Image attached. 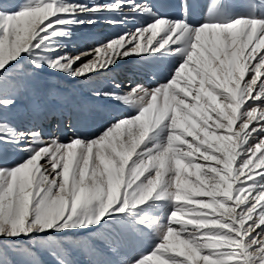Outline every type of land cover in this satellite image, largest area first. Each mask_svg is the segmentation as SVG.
<instances>
[{
  "label": "snow or ice",
  "instance_id": "6c2138e0",
  "mask_svg": "<svg viewBox=\"0 0 264 264\" xmlns=\"http://www.w3.org/2000/svg\"><path fill=\"white\" fill-rule=\"evenodd\" d=\"M101 18L125 29L104 58L71 54ZM134 58L153 80L125 91ZM50 77L111 106L98 134L39 126ZM41 253L264 264V0H0V264Z\"/></svg>",
  "mask_w": 264,
  "mask_h": 264
},
{
  "label": "rangeland",
  "instance_id": "374dc122",
  "mask_svg": "<svg viewBox=\"0 0 264 264\" xmlns=\"http://www.w3.org/2000/svg\"><path fill=\"white\" fill-rule=\"evenodd\" d=\"M155 2L163 4L167 3L168 0H155ZM129 27L131 26L129 25ZM123 30L125 29L109 25L105 18H101V22L95 26H81L76 32L74 38L75 47L71 49V54L88 52L89 49L101 47L102 44L107 42L108 38ZM158 38L159 36H157ZM95 55L96 53L87 56L85 58L86 61L91 60ZM104 55L105 50L101 47L100 59H103ZM145 68L146 65L143 62L138 63L137 59L134 58L121 62L119 67L113 66L111 76L117 80H123L125 91H130L131 87H136L138 84L147 87L148 81L153 80V77L145 72ZM105 75L101 73L100 81L103 82L105 80ZM49 80L55 87L56 96L54 98L47 97L43 102L53 106L56 109V115L48 120L39 121V126L45 131L55 133L63 140L70 138L74 133H80L88 137L98 134L105 126L111 106L99 105L89 99L91 93L87 89H82L71 78L57 81L55 77H50ZM258 115L259 109L257 111ZM72 124H75V127H71ZM256 142L255 140L253 141L254 144ZM10 158L15 157L10 155ZM192 179L194 180L195 178L193 177ZM190 216L191 214L184 217L185 222ZM76 258L86 259L83 255H77ZM39 259L42 264H55L53 258L47 253H41Z\"/></svg>",
  "mask_w": 264,
  "mask_h": 264
}]
</instances>
